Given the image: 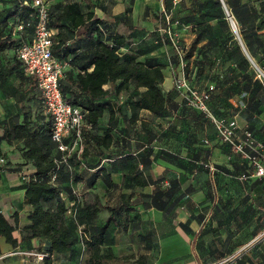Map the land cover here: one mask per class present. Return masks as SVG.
<instances>
[{
    "label": "crops",
    "instance_id": "1",
    "mask_svg": "<svg viewBox=\"0 0 264 264\" xmlns=\"http://www.w3.org/2000/svg\"><path fill=\"white\" fill-rule=\"evenodd\" d=\"M92 1L94 16L101 19L106 35L125 36L122 51L135 52L143 61L154 57L168 68L170 54L175 59L174 52H162L159 41L164 42L161 33L167 25L164 14L174 16L176 3ZM22 2L27 1L0 0V44L7 43V47L0 49V206L11 221L18 213L19 226L28 222L30 209L24 201L25 182L20 173H34V168L21 156L22 138L1 136L12 122L21 123L27 112L36 123L39 110L48 115L35 78L23 74L18 59L19 44L29 41L33 34L31 27L19 29L23 20L19 9ZM44 2L49 11L65 0ZM170 18L173 27L176 26L175 21H179ZM186 26L190 27L186 50L194 44L196 50L186 57L185 68L193 71L199 65L205 83L215 85L212 99L217 113L212 112L227 119L235 118L239 132L247 129L264 144V80L259 78L261 84L254 85L257 75L248 64L241 66L239 48L232 40L223 46H211L209 38H215L209 33L219 30L222 35L225 30L217 22L207 20L201 27L189 22ZM203 30L208 33H200ZM158 33L162 38L158 39ZM77 40L71 39L69 44L80 48L87 44L84 38ZM242 50L255 66L252 55L245 47ZM62 62L64 70L72 68L68 59ZM166 79L164 74L161 84L167 96L164 116L141 109L131 118L129 101L139 96L141 87L110 93L102 99L111 104L113 116L110 109H104L92 132L98 136L110 127L112 140L107 147H93L86 134V147L80 159L69 160L70 167L63 166L62 177L57 175L59 197L79 242L74 256L51 253V264H84L87 253L83 242L84 204L95 200L101 208L89 228L103 226L111 214L101 251L111 250L120 260L115 264H264V176L250 175L253 168L245 166L239 155L219 140L214 125L207 119L208 126L199 117L198 109L189 107L179 97L178 101L170 98ZM78 93L76 87L68 86L67 96ZM59 156L57 152L55 157ZM206 160L213 169L201 165ZM261 162L264 163V149ZM242 173L249 176L242 179L239 177ZM120 206L123 208L118 209ZM14 234L19 238V230ZM0 245L1 264H22L23 258L16 257V252L32 255V263L43 264L37 254L44 253V238L35 237L13 247L1 237Z\"/></svg>",
    "mask_w": 264,
    "mask_h": 264
},
{
    "label": "trees",
    "instance_id": "2",
    "mask_svg": "<svg viewBox=\"0 0 264 264\" xmlns=\"http://www.w3.org/2000/svg\"><path fill=\"white\" fill-rule=\"evenodd\" d=\"M26 1V3L22 2L19 6L20 17L23 19L24 27H31L33 30L35 21L34 8L31 6L30 0ZM197 1L200 2L199 7L201 6L200 20L193 17L195 19L193 24L201 27L208 19L213 18L217 19V24L222 29H225L226 20L219 1ZM261 1L264 2V0ZM94 5L92 0H65L63 4H58L55 8L48 11L47 24L55 30L52 45L53 54L61 61L68 59L72 65V68L63 70V76L60 79L63 97L69 103L81 107L86 112V120L91 125V130L87 132L88 142L93 147L101 145L107 147L112 140L111 128H107L98 136H95L92 132L97 119L101 116L104 109H110L111 118L113 116V111L110 108L111 104L102 99L110 93L118 94L129 91L131 87H141L143 89L140 91L139 96L129 101L131 118H134L141 109L149 110L157 116L166 115L167 96L161 89V84L164 80L165 63L159 62L154 57L147 58L144 61L139 60L138 54L135 52L122 51L121 48L126 43L125 36L119 33L107 36L100 25L101 19L94 16ZM232 8V13L235 18L237 17L236 20H239L247 28L257 21L262 9H264L260 8V11L249 0L240 4L236 0ZM27 12L29 17L26 16ZM200 33L208 32L200 31ZM209 34L211 38L213 36L215 38V40L209 38L211 46L217 44L223 46L227 40H232L235 46L239 48L241 66L244 65L245 67L248 64L243 50L241 51L243 48L240 42H236V40L231 38L232 35H220L219 30H217V34L216 32H210ZM79 38H84V41L87 42V44H84V48L69 44V40L73 39L76 41ZM165 39L169 43L167 36H165ZM244 42L248 50L253 53L250 41L244 39ZM5 47H7L6 42L0 44V49ZM171 49L174 52L176 62L180 63L175 50L172 47ZM194 50H196L195 44L188 50H184V61L186 57L192 55ZM197 50L199 52L200 48ZM186 78L193 87L198 89H204L209 84L198 85L187 76ZM253 83L254 85L256 83L261 84V81L256 77ZM104 85H108V87H104ZM68 86L76 87L79 91L78 95L67 96ZM213 90L208 106L212 108L211 112L217 113L215 108H213L215 104V100L212 99ZM201 114L203 113L201 112ZM36 115L39 117L37 123L31 117V114L27 112L21 123L12 122L10 129L1 136L2 138H22L21 156L24 161L30 162L33 166L36 179H31L24 184V201L30 206L26 224L19 226L18 213L14 214V221H11L0 206V238L4 237L6 242L13 247H17L19 242H26L35 237L44 238L46 245L43 251L47 256L43 257V264H51L50 254L53 252L61 255L74 253L79 237L67 220L66 206L59 197V188L56 184L57 175L62 177L63 166L66 167L67 164H60L56 168L55 159L58 157L55 156L57 152H60L51 138L52 122L48 116L49 114L46 115L39 110ZM34 123H36L35 127H33ZM71 159L73 157L69 158V160ZM242 161L245 166H250L246 160L242 159ZM203 163L209 162L207 160L201 162V165L206 167ZM68 164L71 165L69 161ZM54 170L56 171V177L52 181L51 175ZM100 208L101 205L96 200L92 204H84L86 236L83 237V242L87 247L84 264H115L120 261L113 255L111 250L107 252L101 251L105 230L108 223L112 220L111 214L107 217L106 224L103 226L95 230H90L89 228ZM122 208L123 206H120L118 209ZM109 209L111 211L114 210L113 208ZM17 230H19V238L14 234ZM0 254H2L1 245Z\"/></svg>",
    "mask_w": 264,
    "mask_h": 264
},
{
    "label": "built area",
    "instance_id": "3",
    "mask_svg": "<svg viewBox=\"0 0 264 264\" xmlns=\"http://www.w3.org/2000/svg\"><path fill=\"white\" fill-rule=\"evenodd\" d=\"M179 0H172L175 4ZM34 8L35 21L33 23V34L29 41L22 42L18 48V58L23 73L35 78L37 89L40 91L42 103L52 122L51 138L56 143L60 152L59 158L55 159L56 168L60 164H68L69 158L80 159L85 145V136L91 130L90 123L86 120V112L79 106L69 103L61 92L60 79L63 76L65 63L52 52L53 34L55 30L48 26V10L44 0H30ZM224 9V18L238 41V24L231 10L221 0ZM166 27L164 29L171 47L175 50L181 64L182 70L175 80V88L179 95L189 107L201 111L214 125L217 137L221 142L228 145L233 153L246 160L253 173L250 175L264 176V163L261 162V151L264 144L253 137L252 133L244 129L238 131L235 118L216 116L211 112L208 101L214 85L209 84L204 89L193 87L187 80L183 71L184 50L178 42L177 35L173 30V21L169 13L164 14ZM177 23V21H175ZM24 24L19 25L23 29ZM206 142V140H204ZM209 169H213L211 163H203ZM55 168V169H56ZM249 174L242 173L240 178L245 179ZM56 177L54 170L51 175L53 181ZM20 178L27 182L35 180L34 173L22 171ZM46 253H38L37 258L43 259Z\"/></svg>",
    "mask_w": 264,
    "mask_h": 264
},
{
    "label": "rangeland",
    "instance_id": "4",
    "mask_svg": "<svg viewBox=\"0 0 264 264\" xmlns=\"http://www.w3.org/2000/svg\"><path fill=\"white\" fill-rule=\"evenodd\" d=\"M218 1H219L220 5H221V9H222L223 14H224V9H223V5L221 3V0H218ZM223 1L225 2L226 6L230 10L233 7V4L236 3V0H223ZM237 1L240 4L241 2L247 1V0H237ZM249 1L252 2V4L254 6H256V8H258L260 11H261L260 8H264V2H262L261 0H249ZM168 2H171V0H168ZM199 3L200 2L197 1V0H180L174 5V6H176L175 9H174L175 10L174 16H173V14L170 15V17L172 16L173 19H177L179 21V22L176 23V26L173 27V30L175 31V33L177 35L178 42H179L180 46L183 47L184 50L187 49L185 46L188 45L189 33H190V31H189L190 27H187L186 24H188L189 22L194 23L195 19H193V17H195L196 19H199V17H200V15H199L200 14V7H201V6L199 7ZM232 10H233V8H232ZM26 16L29 17L28 12H27ZM158 16L159 15H157L156 19L159 18ZM210 19H211L212 22H217L216 19H213V18H210ZM208 21L211 22L209 19H208ZM237 24H238V28H239L238 29L239 37H240L241 42H242L241 47L243 49L245 47L246 51H248L249 54L252 55L253 59H255L254 60L255 61V66L247 59L248 60V65L251 68L250 71L251 72L252 71L255 72V74L257 75L258 78H260L261 80H264V9H262L260 17L257 19V21L254 22V24L249 26L248 28L245 25H242L239 22V20H237ZM156 26H158V25H156ZM154 32L155 31H153L152 33H154ZM161 33L163 35V39L162 40H164V42L159 41L160 42L159 44H161L160 45V49L161 48L163 49L162 52H166L168 50H172L171 47L169 46V44L165 41L166 40L165 39V36H166L165 31H161ZM161 33H158V35H157L158 39H159V36H161V38H162ZM223 34H226L228 36L232 35L231 38H233L234 40H236V42H238V39L236 38L235 34L230 29L227 20H226L225 30L223 31ZM244 39H248L250 41V46H252V52L253 53H251L248 50L247 46L245 45ZM152 43H153V41H152ZM153 44H158V43H153ZM241 51H242V49H241ZM170 58H171V62L168 64V68L164 69V74L167 77L166 84L170 88L169 89L170 92H171V95H170L171 97L170 98H172V99L176 98L177 101H178L179 100L178 97L180 98V100H182V99H181V95H179L178 92L176 91L175 80H176L177 75L179 74V72L182 70V68H181V64L180 63H177L174 58L172 59V55L171 54H170ZM185 64H186V62L183 61L184 74L191 81H193L194 83H196L198 85L204 84L207 81L206 79L204 80L202 78V76H200L202 74L201 71H202L203 68H200V66L197 65V67L193 68L192 69L193 71H191L190 69H187V68L185 69V67H184ZM258 66L260 68H258ZM187 67L189 68L188 65H187ZM199 117L202 120H204V122H207V125L209 126V122L207 121L208 118L205 115L199 113ZM205 134H208V133L206 132ZM211 134L215 137V133L212 132ZM226 151H228V150L226 149ZM16 253H17L15 255L16 257H18L20 259L23 258L22 259V264H35V263H32V259L30 258L32 255L23 254L22 252H16ZM26 258L29 259V261L25 260Z\"/></svg>",
    "mask_w": 264,
    "mask_h": 264
}]
</instances>
